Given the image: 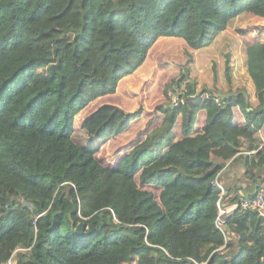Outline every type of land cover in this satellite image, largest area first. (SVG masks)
I'll return each mask as SVG.
<instances>
[{"label":"trees","instance_id":"16d2710c","mask_svg":"<svg viewBox=\"0 0 264 264\" xmlns=\"http://www.w3.org/2000/svg\"><path fill=\"white\" fill-rule=\"evenodd\" d=\"M254 5L264 0H0V264H264L263 214L236 207L215 223L218 203L264 184V75L251 73L252 103L245 86L197 89L182 70L169 83L176 102L156 106L159 124L114 167L73 136L104 141L142 115L108 100L89 108L157 39L206 47ZM244 44L249 66L264 69V42ZM236 163L241 177L222 193L215 180Z\"/></svg>","mask_w":264,"mask_h":264},{"label":"rangeland","instance_id":"374dc122","mask_svg":"<svg viewBox=\"0 0 264 264\" xmlns=\"http://www.w3.org/2000/svg\"><path fill=\"white\" fill-rule=\"evenodd\" d=\"M249 36H256L264 42V9L257 5H254L249 12L234 17L229 25L206 47L190 49L180 39H157L149 49L143 64L133 74L124 78L121 83L122 94L128 99L132 98L129 100L131 109L142 107V115L133 121L126 131L104 141L91 143L82 129H76L73 135L74 139L82 146L93 144L98 148L96 153L98 160L103 165L114 167L121 156L145 137V133L150 128L159 124L162 113L156 106L176 102V95H173L169 89V83L172 79H177L182 70L187 71L188 78L195 83L197 89L207 87L210 90L227 92L245 86L249 99L255 103L251 73L258 71L264 75V69L252 68L247 63L244 40ZM226 58H228L231 67L230 81L225 75ZM120 91L114 94L115 98L122 97ZM102 97L103 99H97L89 110L99 102L112 101L109 95ZM233 113L235 119L240 121L242 118L240 109L234 107ZM81 115L76 117V125L79 124ZM204 120V111H199L195 122V131L202 128ZM180 126L179 119L173 128L176 138L181 136ZM240 173L241 169L238 163L226 166L219 173L218 181L222 185L232 182L239 175L241 177ZM144 175L145 172L136 175L138 185L141 188L152 190L158 199L160 188L155 185L143 184Z\"/></svg>","mask_w":264,"mask_h":264},{"label":"built area","instance_id":"2783aa9c","mask_svg":"<svg viewBox=\"0 0 264 264\" xmlns=\"http://www.w3.org/2000/svg\"><path fill=\"white\" fill-rule=\"evenodd\" d=\"M216 184L221 188L223 193L222 184L218 181V178L215 180ZM217 218L216 225L223 227L224 218L229 215L236 207L240 210L253 209L264 215V184H261L254 193L253 197L240 196L237 203H218L217 204ZM5 264H13L12 258L8 259Z\"/></svg>","mask_w":264,"mask_h":264},{"label":"crops","instance_id":"0c3cea01","mask_svg":"<svg viewBox=\"0 0 264 264\" xmlns=\"http://www.w3.org/2000/svg\"><path fill=\"white\" fill-rule=\"evenodd\" d=\"M161 38H169V39H177V38H175V37H161ZM161 38H159V40L161 39ZM183 42V41H182ZM127 77V76H126ZM125 77V78H126ZM122 82H123V80H122ZM121 82V83H122ZM120 89H121V84H120V88L115 92V93H113V94H111V95H109L110 96V98H111V100L112 101H110V102H112V103H116V104H121V105H126L127 106V103L128 104H130V101L129 100H132V98L130 97V99H128V97H126L124 94H122V92L120 91ZM118 91H120L121 92V96L122 97H114V94H116ZM239 121V120H238ZM240 121H243V117L241 118V120ZM223 177V176H222Z\"/></svg>","mask_w":264,"mask_h":264},{"label":"water","instance_id":"95a60500","mask_svg":"<svg viewBox=\"0 0 264 264\" xmlns=\"http://www.w3.org/2000/svg\"><path fill=\"white\" fill-rule=\"evenodd\" d=\"M83 227H84V223L80 222L74 227V231L79 233V234H81V235H83L84 234Z\"/></svg>","mask_w":264,"mask_h":264}]
</instances>
